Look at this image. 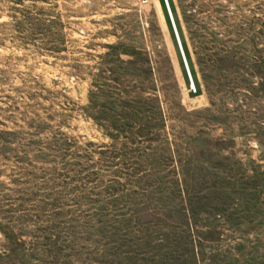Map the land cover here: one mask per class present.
Returning <instances> with one entry per match:
<instances>
[{
	"label": "rangeland",
	"instance_id": "374dc122",
	"mask_svg": "<svg viewBox=\"0 0 264 264\" xmlns=\"http://www.w3.org/2000/svg\"><path fill=\"white\" fill-rule=\"evenodd\" d=\"M0 264H264V0H0Z\"/></svg>",
	"mask_w": 264,
	"mask_h": 264
}]
</instances>
